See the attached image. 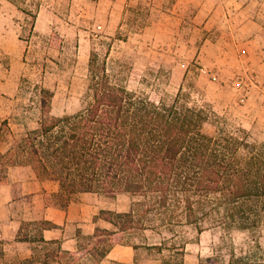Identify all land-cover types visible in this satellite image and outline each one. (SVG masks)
I'll return each mask as SVG.
<instances>
[{
  "label": "trees",
  "instance_id": "16d2710c",
  "mask_svg": "<svg viewBox=\"0 0 264 264\" xmlns=\"http://www.w3.org/2000/svg\"><path fill=\"white\" fill-rule=\"evenodd\" d=\"M88 72L89 100L77 112L52 115V92L43 90L39 128L17 138L2 122L0 184L7 183L10 167L29 166L38 180L58 184V192L47 201L61 209L84 192L142 196L145 200L133 202L128 212H100L113 230L97 228L84 238L85 251L97 261L119 243L118 234L151 211L167 213L173 207L169 221L194 224L198 232L197 215L200 211L204 216L205 201L216 210L223 208L226 218L242 229L263 222L264 145L249 142L245 131L208 134L205 108L182 101L180 93L166 102L129 90L113 81L95 52ZM5 134L12 142L2 150ZM136 204L145 205L138 220ZM175 208L183 209L177 214ZM41 227L54 225L45 222Z\"/></svg>",
  "mask_w": 264,
  "mask_h": 264
},
{
  "label": "rangeland",
  "instance_id": "374dc122",
  "mask_svg": "<svg viewBox=\"0 0 264 264\" xmlns=\"http://www.w3.org/2000/svg\"><path fill=\"white\" fill-rule=\"evenodd\" d=\"M40 5L53 6L60 23L51 34L26 43L34 22L30 13L35 14ZM80 7L77 0H0V128L6 120L17 138L39 128L43 90L52 92V115L60 117L77 112L89 100L88 62L95 52L99 61L105 62L113 81L129 90L166 102L180 93L182 101L205 108L209 119L204 131L208 134L221 131L243 135L245 131L249 142L264 145L263 136L247 131L240 116L232 108H225L229 102L228 83L220 93L213 81V68L198 63L195 52L184 48V43L196 39L189 28L173 35L172 45H166L161 36L154 37L156 41L152 37L149 40L141 29L151 21L150 8L141 4L130 11L122 29L114 35H105L90 28V18L84 13L80 15ZM17 22L22 28L19 29ZM3 138L1 147L6 150L12 137L5 134ZM128 195L130 206L145 200L142 196ZM135 208L138 220L145 205L136 204ZM175 209L179 214L183 208ZM170 210L143 215L144 221L116 236L118 242L161 244L164 260L169 264H184L185 248L195 252L199 233L205 231L204 246L199 248L205 254V264H224L230 258L233 264H260V258L264 257V219L260 224L242 229L226 218L223 208L216 210L205 201L204 216L200 217V211L197 215L200 218L197 224L202 228L198 232L194 224L170 222L167 217ZM46 248L41 249L43 264L56 251L55 247L50 251Z\"/></svg>",
  "mask_w": 264,
  "mask_h": 264
},
{
  "label": "crops",
  "instance_id": "0c3cea01",
  "mask_svg": "<svg viewBox=\"0 0 264 264\" xmlns=\"http://www.w3.org/2000/svg\"><path fill=\"white\" fill-rule=\"evenodd\" d=\"M77 1L82 11L77 14H87L90 28L105 35L122 29L130 11L141 4L150 8L151 21L141 29L149 40L161 36L166 45H172L171 37L189 28L196 39L188 40L184 48L195 52L198 63L213 68V81L220 93L228 83L225 108L240 116L247 131L264 137V0ZM190 9L193 11L187 13ZM55 11L53 6H39L26 43L56 31L61 18ZM16 24L22 28L20 22ZM57 192L55 181L38 180L31 167L9 168L7 183L0 184V264H30L34 258L33 264H43L44 247L47 251L56 249L44 264H169L161 256L163 249L154 247L161 245L157 243H116L98 261L85 251V237L92 236L97 228L113 230L112 224L100 217L101 211L130 210L127 193L107 197L84 192L61 209L47 201ZM45 222L54 227L42 229ZM203 233H199L195 252L185 248L184 264H205V254L199 250L204 246ZM25 235L27 240L20 238ZM263 259L260 264H264ZM224 264H233L231 258Z\"/></svg>",
  "mask_w": 264,
  "mask_h": 264
}]
</instances>
